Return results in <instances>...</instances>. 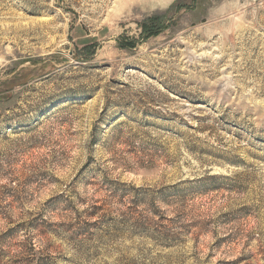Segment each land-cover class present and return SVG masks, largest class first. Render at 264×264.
<instances>
[{
    "label": "rangeland",
    "instance_id": "rangeland-1",
    "mask_svg": "<svg viewBox=\"0 0 264 264\" xmlns=\"http://www.w3.org/2000/svg\"><path fill=\"white\" fill-rule=\"evenodd\" d=\"M0 264H264V0H0Z\"/></svg>",
    "mask_w": 264,
    "mask_h": 264
},
{
    "label": "bare ground",
    "instance_id": "bare-ground-1",
    "mask_svg": "<svg viewBox=\"0 0 264 264\" xmlns=\"http://www.w3.org/2000/svg\"><path fill=\"white\" fill-rule=\"evenodd\" d=\"M145 3V2H144ZM47 107H49V106H47Z\"/></svg>",
    "mask_w": 264,
    "mask_h": 264
}]
</instances>
